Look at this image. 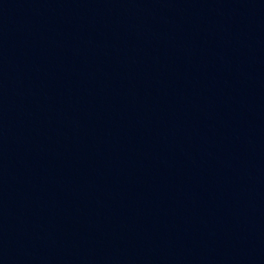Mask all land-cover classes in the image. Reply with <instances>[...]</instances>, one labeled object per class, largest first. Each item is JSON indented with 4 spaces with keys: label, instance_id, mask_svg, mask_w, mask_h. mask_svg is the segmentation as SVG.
Returning <instances> with one entry per match:
<instances>
[{
    "label": "water",
    "instance_id": "95a60500",
    "mask_svg": "<svg viewBox=\"0 0 264 264\" xmlns=\"http://www.w3.org/2000/svg\"><path fill=\"white\" fill-rule=\"evenodd\" d=\"M0 264H264V0H0Z\"/></svg>",
    "mask_w": 264,
    "mask_h": 264
}]
</instances>
